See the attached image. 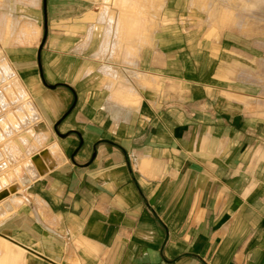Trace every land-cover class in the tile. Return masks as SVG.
Instances as JSON below:
<instances>
[{"label": "crops", "instance_id": "crops-1", "mask_svg": "<svg viewBox=\"0 0 264 264\" xmlns=\"http://www.w3.org/2000/svg\"><path fill=\"white\" fill-rule=\"evenodd\" d=\"M113 4L0 0L50 157L1 209L3 264H264L257 45L172 0L146 39Z\"/></svg>", "mask_w": 264, "mask_h": 264}, {"label": "rangeland", "instance_id": "rangeland-1", "mask_svg": "<svg viewBox=\"0 0 264 264\" xmlns=\"http://www.w3.org/2000/svg\"><path fill=\"white\" fill-rule=\"evenodd\" d=\"M172 1L181 8L178 12H189L199 18V26L208 37L224 31L234 32L241 36L245 44H249L250 40L257 45L261 60L258 63V79L263 88L259 102L260 109H264V0ZM113 2L114 12L134 14L139 18L144 13L145 38L148 39L147 32L149 35L158 28L159 16L164 14L168 0ZM7 25L8 22H5L6 28ZM34 108L33 99L0 50V223L9 216L1 209H7L10 199L13 204L21 201L18 197H23L27 187L47 170L50 157L34 132L39 122ZM3 243L0 241V264H3L2 258L12 256Z\"/></svg>", "mask_w": 264, "mask_h": 264}, {"label": "bare ground", "instance_id": "bare-ground-1", "mask_svg": "<svg viewBox=\"0 0 264 264\" xmlns=\"http://www.w3.org/2000/svg\"><path fill=\"white\" fill-rule=\"evenodd\" d=\"M34 110L37 111L36 108H34ZM36 119H38V117Z\"/></svg>", "mask_w": 264, "mask_h": 264}, {"label": "water", "instance_id": "water-1", "mask_svg": "<svg viewBox=\"0 0 264 264\" xmlns=\"http://www.w3.org/2000/svg\"><path fill=\"white\" fill-rule=\"evenodd\" d=\"M45 40H46V38H45Z\"/></svg>", "mask_w": 264, "mask_h": 264}]
</instances>
